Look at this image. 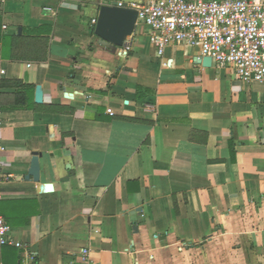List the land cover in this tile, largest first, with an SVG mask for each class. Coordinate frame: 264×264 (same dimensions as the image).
Wrapping results in <instances>:
<instances>
[{
    "label": "crops",
    "instance_id": "obj_1",
    "mask_svg": "<svg viewBox=\"0 0 264 264\" xmlns=\"http://www.w3.org/2000/svg\"><path fill=\"white\" fill-rule=\"evenodd\" d=\"M147 1L0 0V215L32 257L0 264H264V84L141 24L99 47L102 5Z\"/></svg>",
    "mask_w": 264,
    "mask_h": 264
},
{
    "label": "built area",
    "instance_id": "obj_2",
    "mask_svg": "<svg viewBox=\"0 0 264 264\" xmlns=\"http://www.w3.org/2000/svg\"><path fill=\"white\" fill-rule=\"evenodd\" d=\"M127 7L137 10V25L147 29L158 58L168 46L185 45L217 67L231 68L242 83L264 84V0H149ZM4 151L0 139V181ZM10 232L0 215V247L22 250L25 259L31 260L27 246L12 240ZM79 262L90 264L89 249H82Z\"/></svg>",
    "mask_w": 264,
    "mask_h": 264
},
{
    "label": "water",
    "instance_id": "obj_3",
    "mask_svg": "<svg viewBox=\"0 0 264 264\" xmlns=\"http://www.w3.org/2000/svg\"><path fill=\"white\" fill-rule=\"evenodd\" d=\"M138 12L128 8L126 4L121 6L102 5L99 9L94 27V35L98 39L99 47H104L107 51H115L126 44V40L132 36L137 25ZM205 64L211 65L212 60L205 57ZM34 102L42 103V91L40 86L35 88ZM33 164L30 176L38 179L37 158L32 159ZM48 190V187H45Z\"/></svg>",
    "mask_w": 264,
    "mask_h": 264
}]
</instances>
